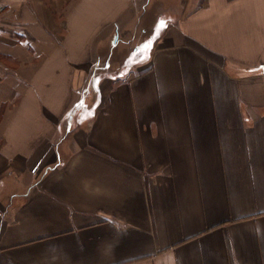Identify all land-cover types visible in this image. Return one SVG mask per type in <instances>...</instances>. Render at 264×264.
Wrapping results in <instances>:
<instances>
[{
	"label": "crops",
	"instance_id": "crops-1",
	"mask_svg": "<svg viewBox=\"0 0 264 264\" xmlns=\"http://www.w3.org/2000/svg\"><path fill=\"white\" fill-rule=\"evenodd\" d=\"M0 264H264V0H0Z\"/></svg>",
	"mask_w": 264,
	"mask_h": 264
},
{
	"label": "rangeland",
	"instance_id": "rangeland-1",
	"mask_svg": "<svg viewBox=\"0 0 264 264\" xmlns=\"http://www.w3.org/2000/svg\"><path fill=\"white\" fill-rule=\"evenodd\" d=\"M137 61V59L135 57H130L129 58V64L135 63ZM102 75L99 74H92L90 75V83L93 82L95 79H99ZM89 83V85L91 86V84ZM89 86H85V83L81 84V89L78 92V95L80 97V102H81V110L83 111L86 107L83 106V102L86 100H92L93 98H97L98 97V91H95L92 88H88ZM92 87V86H91ZM77 95V91L74 92V99H76V97H78Z\"/></svg>",
	"mask_w": 264,
	"mask_h": 264
}]
</instances>
